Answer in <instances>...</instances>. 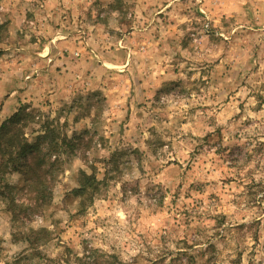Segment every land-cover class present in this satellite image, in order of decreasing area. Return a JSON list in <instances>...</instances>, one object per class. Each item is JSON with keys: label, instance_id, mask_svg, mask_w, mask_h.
<instances>
[{"label": "rangeland", "instance_id": "1", "mask_svg": "<svg viewBox=\"0 0 264 264\" xmlns=\"http://www.w3.org/2000/svg\"><path fill=\"white\" fill-rule=\"evenodd\" d=\"M0 49V126L72 140L43 211L0 196V264H264V0H0Z\"/></svg>", "mask_w": 264, "mask_h": 264}, {"label": "trees", "instance_id": "2", "mask_svg": "<svg viewBox=\"0 0 264 264\" xmlns=\"http://www.w3.org/2000/svg\"><path fill=\"white\" fill-rule=\"evenodd\" d=\"M2 53L0 49V56ZM34 118L26 106H21L0 126V196L9 200L8 210L11 211L15 222L20 220L23 213L43 211L42 209L52 203L53 186L60 172L61 148L64 145L72 146V140L67 135L60 139L56 129L51 126H45L33 140L29 139L26 130ZM14 172L23 176L25 187L13 186L7 182V175ZM99 185L100 180L95 170L92 173L80 171L79 186L73 193L80 198L81 211L93 203ZM25 190L28 203L21 202L17 196ZM51 234L46 228L32 230L26 240L33 245L35 241L46 239ZM182 254L187 255L184 252ZM166 260L159 258L150 260L148 264H162ZM77 262L130 264L118 259L115 254L103 253L93 248L84 256H78Z\"/></svg>", "mask_w": 264, "mask_h": 264}, {"label": "crops", "instance_id": "3", "mask_svg": "<svg viewBox=\"0 0 264 264\" xmlns=\"http://www.w3.org/2000/svg\"><path fill=\"white\" fill-rule=\"evenodd\" d=\"M0 83H2V82H0ZM19 97H20V99H22V102L26 101L25 98H27V97L29 99H32V97L29 94H25V95L18 94L16 96H15V94L11 95L9 98H6L5 105H4V113H6L7 115H11L12 113H14V111H16V106L15 105L18 104ZM62 97H63L62 94H60L58 96H54L53 98H51V100H53V101L54 100H58V99L60 100V99H62Z\"/></svg>", "mask_w": 264, "mask_h": 264}]
</instances>
